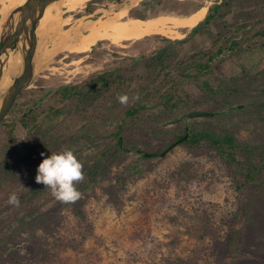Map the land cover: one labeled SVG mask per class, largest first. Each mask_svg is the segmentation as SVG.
Masks as SVG:
<instances>
[{
	"label": "rangeland",
	"instance_id": "374dc122",
	"mask_svg": "<svg viewBox=\"0 0 264 264\" xmlns=\"http://www.w3.org/2000/svg\"><path fill=\"white\" fill-rule=\"evenodd\" d=\"M111 1L117 3L119 0H87L81 10L68 11L62 7L64 11L61 10L56 17L67 22L63 26L67 29L83 14L93 12ZM126 1L130 15H133L132 9L138 5L139 0ZM225 1L159 0L151 12L145 15L186 17L201 6L204 10L197 26L204 20L208 7H212L216 13V6ZM225 8L226 25L209 22L196 32H192L195 26L184 28L179 37L151 34L140 40H129L127 46H119L108 38L98 37L86 52L62 50L38 74L20 97L18 108L7 118L15 124L13 131L5 123L0 127V170L5 163L11 168L0 174L3 180V184L0 181V239L12 242L9 250L0 253V264H15L23 257L33 260L42 249L51 251V258L46 264H162L167 259L175 258L187 259V264H264V197L255 198L250 207L242 204L241 191L236 189L230 171L212 149L193 152L178 144L167 154L153 158L135 153L121 154L110 163L106 177L89 183L85 168H88L96 155L95 152L82 151L87 147L83 140L71 138L65 142L60 141L57 145L34 153V157H28L31 153L29 147L33 142H40V138L31 134V129L25 127L20 119L23 111L35 106L39 122L47 121V109L51 105L61 104L56 89L63 84L82 81L93 72L108 67L128 68L139 63L133 72L146 75L144 62H133V56H140V59L144 54L152 56L161 46L169 45L174 49V61L184 60L195 48L204 53L217 50L224 39L239 34L236 25L239 22L246 26L242 38L246 41L245 47L240 51H226L224 57L219 55L214 63L217 66L215 72L196 80L186 79L180 82L176 90L177 95L200 102L191 110L220 111L212 117L192 120L204 123L212 120L217 126L223 127L230 123L242 139H248L251 136L250 128H258L260 124L254 120L255 113L249 109L234 116L223 117L222 112L227 108L215 109L214 101L203 99L201 84L210 80L216 86L236 75H244L243 82H247L248 95L238 105L244 107L245 100L249 103L248 100L255 97L264 98V78L257 81L256 75L248 77L245 74H256L264 66V0H231ZM54 24L56 26L57 23H52L49 34H53ZM49 34L45 36L43 44L49 45L48 52L43 54V62L51 57L56 44H59V39L55 41V37ZM189 34L191 36L187 42H177ZM250 80L257 82L250 84ZM241 81H238L240 85ZM143 82L142 76L135 80L133 86ZM133 86L127 93L128 103L136 95ZM148 91L144 90V93ZM186 113L180 117L181 122L187 117ZM91 118L99 122L96 124L99 131L95 133L101 135V122L96 116L85 118L78 115L53 122L58 128L64 127L70 135L83 124H89ZM57 127L55 130H58ZM178 127L179 122L176 120L173 123L166 121L164 128L167 132L158 137L145 138L143 148L163 152L160 149L171 145ZM12 139L18 142L17 153H8L4 149ZM99 139L96 135L90 142L97 144ZM258 139L261 140L262 136L258 135ZM98 147L101 148V141L96 152ZM64 148L73 149L84 168V179L77 185L82 195L73 203L57 200L49 188L35 179L38 165L44 157L50 155L51 151L57 152ZM187 161L193 162L197 168L195 179L187 183L183 181L181 187L175 184L167 193L166 201L158 202L152 188L155 182L165 176L170 168ZM35 186L41 187L37 195H34ZM13 192L19 197L18 206L8 203ZM113 193L121 194L125 199V208L120 212L110 203ZM34 208L38 212L32 213ZM173 216H179L178 224L171 220Z\"/></svg>",
	"mask_w": 264,
	"mask_h": 264
},
{
	"label": "trees",
	"instance_id": "16d2710c",
	"mask_svg": "<svg viewBox=\"0 0 264 264\" xmlns=\"http://www.w3.org/2000/svg\"><path fill=\"white\" fill-rule=\"evenodd\" d=\"M230 1L226 0L223 4L217 5L216 13L211 7H208L205 19L195 26L192 32L198 31L209 22L226 25L227 10L225 6L230 4ZM138 16L146 17L147 15ZM236 25L240 31L239 34L233 35L230 39H224L217 50H209L204 53L195 48L193 53L184 60L174 61L172 59L174 49L169 45L159 47L156 54L152 56L144 54L142 59L140 56H133V62H144L146 75L137 71L133 72L139 65L138 63L136 66L132 64L128 68L126 66L108 67L89 74L82 81L59 86L55 93L60 96L61 104L51 105L47 109L45 114L47 121L39 122V113L35 106L29 107L22 113L20 118L22 123L31 129V134H36L37 138H40V142H33L29 147L31 153L28 157H34V153L57 145L56 143L60 141L65 142L71 138H75L76 141L83 140L87 147L82 151L95 152L96 155L93 161L88 164V168H85L88 171L89 183H94L107 176L110 171V163L121 154L135 153L147 158L155 157L157 155L155 151L143 148L142 143H144L145 138L158 137L167 132L164 123L175 119L179 122V127L175 132L174 141L181 139L178 144L193 152L205 148L212 149L217 158L230 171L236 189L241 191V203L250 207L255 198L264 197V98L255 97L253 100H248L249 103L245 100L244 107L236 106L243 102V98L248 95L246 92L248 90L247 82H243L244 75H236L231 77L229 81L220 82L216 86L210 80H205L201 84L204 93L203 99L214 101L216 103L215 109L227 108L226 111L222 112L223 117L234 116L249 109L255 113L254 120L260 124L258 128H250L251 136L248 139H242L240 133L231 128L229 122L225 127L217 126L212 120L204 123L188 117H184V123L181 122L180 117L200 102L194 101L190 97L183 98L177 95L176 90L180 82L186 79L196 80L200 76L215 72L217 66L214 63H216L219 55L224 57L226 51L235 49L240 51L245 47L246 41L242 38L246 26L239 22ZM190 36L191 34L177 40V42L185 43L190 39ZM169 41L172 42L173 40L169 39ZM245 74L248 77L256 75V80H262L264 78V66L256 74L249 72H245ZM142 76L144 82L139 86H133L135 80H139ZM240 79H242L241 85L238 82ZM257 81L250 80V84ZM132 86L133 90L136 91L135 97L139 94V99L134 97L133 101L124 106L125 104L120 103L117 97L119 94L128 93ZM144 90L149 91L144 93ZM119 107L121 109L117 111ZM78 115L85 118L96 116L101 122V135L95 133L99 131L96 126L99 122L92 118L89 119V124H83L81 128L76 129L70 135L64 127H60L62 128L60 129L53 122H61ZM186 124L189 126L188 129ZM14 125L10 131H13ZM55 126L58 130H55ZM53 130L55 131L53 132ZM187 133L189 135L185 137ZM96 135L100 138L99 142L101 141V148L98 147L97 152L95 150L99 142L97 144L90 142ZM258 135L262 136L261 140L258 139ZM17 144V140L12 139L10 143L4 146V149L8 153H17L19 152ZM169 146L165 145L160 151L166 150ZM34 150L36 151L33 152ZM145 153L149 154L145 155ZM7 166L5 163L0 174L2 171L8 172L11 169L10 166ZM196 170V166L191 161L170 168L167 174L158 179L152 187L158 202L166 201L167 193L175 184L177 187H181L183 181L187 183L193 178L195 179ZM6 175L8 176V174ZM0 181L3 184L2 177H0ZM40 188L34 187L36 190L34 195L39 193ZM110 203L118 212L122 211L126 205L125 199L118 193H113ZM36 212L38 209L34 208L32 213ZM171 220L178 224L180 218L173 216ZM9 237V239L12 238L11 234ZM11 243L1 238L0 253L9 250ZM50 255V250L42 249L33 260L23 257L17 260L15 264H46V261L51 258ZM188 262L184 258H175L174 260L167 259L166 263L162 264H187Z\"/></svg>",
	"mask_w": 264,
	"mask_h": 264
},
{
	"label": "water",
	"instance_id": "95a60500",
	"mask_svg": "<svg viewBox=\"0 0 264 264\" xmlns=\"http://www.w3.org/2000/svg\"><path fill=\"white\" fill-rule=\"evenodd\" d=\"M61 1L62 0H25L22 4L12 8L9 14L3 19L0 26V123L9 113L18 95L35 81L38 74L49 65L50 61L54 59L59 52L64 50L61 33L66 29H64L62 25V21L57 20L53 34H49L55 37L54 40L58 38L59 44L51 57L45 62H43L45 57L43 54H46L49 45L45 43L43 46L46 39L41 41L37 34L40 20L45 14L48 6L55 2L60 3ZM125 5H128L126 0H119L117 3L113 1L108 2L93 12L83 14L68 28L76 27V25L83 20L94 19L99 15L104 16L107 12H114ZM61 10L64 11V8L61 7ZM30 26L32 27L30 28ZM11 55L17 57L16 66L12 71L8 69ZM236 106L242 107V104ZM216 113H220V111L194 109L188 111L186 116L189 118L212 117ZM174 121L175 120H170V123ZM188 135L187 133L185 137H188ZM180 141L181 139H178L163 152L155 153L163 156ZM148 154L149 153H145V155Z\"/></svg>",
	"mask_w": 264,
	"mask_h": 264
},
{
	"label": "bare ground",
	"instance_id": "6f19581e",
	"mask_svg": "<svg viewBox=\"0 0 264 264\" xmlns=\"http://www.w3.org/2000/svg\"><path fill=\"white\" fill-rule=\"evenodd\" d=\"M24 1L25 0H0V26L10 10L22 4ZM86 1L87 0H62L60 3L55 2L49 5L37 28V34L41 41L50 31L52 23L54 21L57 22V20L61 21L56 17V15L58 16L61 13V7H65L68 11L81 10ZM119 9L120 10L111 12L108 15L105 14L104 16H106V18H101L100 16L97 19L81 21L76 27L67 28L62 31L61 36L63 38L64 50L77 53L86 52L91 48L98 37L108 38L113 44L119 46H125L126 42L129 40H140L148 35L156 33L170 37H179L183 34L181 29L193 27L198 23L204 10L200 6L196 11L186 17L158 14L137 18V16L130 15L129 5H125ZM66 24V21H62L63 26ZM54 26L53 30L55 29ZM16 61L17 57L11 55L8 67L10 71L15 68Z\"/></svg>",
	"mask_w": 264,
	"mask_h": 264
},
{
	"label": "clouds",
	"instance_id": "9594fccd",
	"mask_svg": "<svg viewBox=\"0 0 264 264\" xmlns=\"http://www.w3.org/2000/svg\"><path fill=\"white\" fill-rule=\"evenodd\" d=\"M117 98L122 104L129 102L127 93L119 94ZM135 98L139 99V94ZM35 179L49 188L57 200L73 203L82 195L77 185L84 179L83 163L71 148L51 151V154L46 155L38 165ZM8 203L19 205L20 200L16 192L11 193Z\"/></svg>",
	"mask_w": 264,
	"mask_h": 264
},
{
	"label": "flooded vegetation",
	"instance_id": "af4514ba",
	"mask_svg": "<svg viewBox=\"0 0 264 264\" xmlns=\"http://www.w3.org/2000/svg\"><path fill=\"white\" fill-rule=\"evenodd\" d=\"M159 0H141L138 5L132 9L133 11V15H145L151 12V10L153 9V6L156 2H158ZM210 8V7H209ZM212 8V7H211ZM213 9V8H212ZM87 11V10H86ZM209 11V10H208ZM135 13V14H134ZM207 13L205 14L206 17ZM204 17V19H205ZM32 26H30L31 28ZM14 40V39H13ZM26 90V89H25ZM23 90L17 97L16 101L14 102L13 106L11 107L9 113L7 114V116L5 117V119L0 123V127L5 123L7 126H9L10 128L14 125L11 121L7 120L8 116L11 115L19 106V99L22 96L23 92L25 91Z\"/></svg>",
	"mask_w": 264,
	"mask_h": 264
},
{
	"label": "crops",
	"instance_id": "0c3cea01",
	"mask_svg": "<svg viewBox=\"0 0 264 264\" xmlns=\"http://www.w3.org/2000/svg\"><path fill=\"white\" fill-rule=\"evenodd\" d=\"M141 0H139V2H140ZM134 16H136V15H134ZM139 17V16H138ZM142 18H144V17H142Z\"/></svg>",
	"mask_w": 264,
	"mask_h": 264
}]
</instances>
